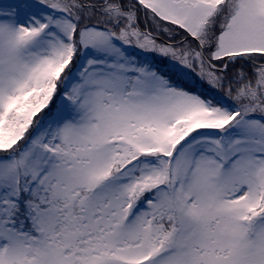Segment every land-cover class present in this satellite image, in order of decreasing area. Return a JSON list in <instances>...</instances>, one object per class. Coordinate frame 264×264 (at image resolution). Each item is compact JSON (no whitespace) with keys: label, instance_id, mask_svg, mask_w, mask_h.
Segmentation results:
<instances>
[{"label":"snow or ice","instance_id":"obj_1","mask_svg":"<svg viewBox=\"0 0 264 264\" xmlns=\"http://www.w3.org/2000/svg\"><path fill=\"white\" fill-rule=\"evenodd\" d=\"M0 264H264V0H0Z\"/></svg>","mask_w":264,"mask_h":264}]
</instances>
